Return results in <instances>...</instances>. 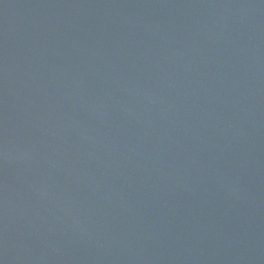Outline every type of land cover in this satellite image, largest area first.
<instances>
[{
  "label": "water",
  "instance_id": "water-1",
  "mask_svg": "<svg viewBox=\"0 0 264 264\" xmlns=\"http://www.w3.org/2000/svg\"><path fill=\"white\" fill-rule=\"evenodd\" d=\"M0 264H264V0H0Z\"/></svg>",
  "mask_w": 264,
  "mask_h": 264
}]
</instances>
